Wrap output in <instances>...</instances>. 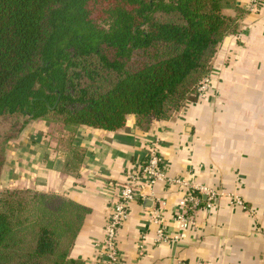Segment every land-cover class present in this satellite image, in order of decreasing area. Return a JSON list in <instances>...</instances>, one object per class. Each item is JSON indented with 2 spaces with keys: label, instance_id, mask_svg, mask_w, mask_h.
<instances>
[{
  "label": "trees",
  "instance_id": "trees-1",
  "mask_svg": "<svg viewBox=\"0 0 264 264\" xmlns=\"http://www.w3.org/2000/svg\"><path fill=\"white\" fill-rule=\"evenodd\" d=\"M244 16L237 0H0V118L57 124L60 169L77 176L82 126L117 131L133 115L148 131L196 102ZM88 213L59 193L0 189V264H86L72 250Z\"/></svg>",
  "mask_w": 264,
  "mask_h": 264
},
{
  "label": "crops",
  "instance_id": "crops-1",
  "mask_svg": "<svg viewBox=\"0 0 264 264\" xmlns=\"http://www.w3.org/2000/svg\"><path fill=\"white\" fill-rule=\"evenodd\" d=\"M237 1L245 16L239 33L225 38L212 60L208 91L170 119L155 121L148 131L133 115L117 131L82 126L75 143L87 154L77 176L60 169L64 155L51 135L54 124L31 123L26 139L9 142L3 178L14 187L7 188L59 193L90 209L73 257L104 264L120 188L140 173L159 141L169 177L210 187L218 197L212 209L202 197L194 226L183 231L173 215L184 188L165 182L145 188L159 202L138 198L130 204L117 233L121 264H264V4L250 11L246 0ZM235 196L244 207L233 204ZM147 199L153 200L150 208ZM157 207L166 232L179 234L177 242H157L158 227L148 219Z\"/></svg>",
  "mask_w": 264,
  "mask_h": 264
},
{
  "label": "built area",
  "instance_id": "built-area-1",
  "mask_svg": "<svg viewBox=\"0 0 264 264\" xmlns=\"http://www.w3.org/2000/svg\"><path fill=\"white\" fill-rule=\"evenodd\" d=\"M250 11H255L264 4V0H246ZM210 79L205 77L198 88L199 95L208 91ZM159 141H155L149 149V154L143 162L139 174H133L130 180L125 183L119 191L118 201L109 216V223L106 234V254L104 264H121V254L118 250L117 233L118 230L128 220L130 213V204L138 198H152L158 200L151 195L147 196L143 192L147 187H154L159 182H165L169 185H181L184 188V197L177 204V210L173 215V220L178 224L180 230L190 229L195 224V216L198 213L203 199L206 197L207 208H213L218 194L214 189L207 186H195L187 183L184 180L169 177L164 170L163 158L159 152ZM159 202V200H158ZM233 204L244 207V202L237 196L233 198ZM151 224L156 225V240L157 242H177L178 235L167 233L163 226L162 210L154 208L149 216ZM185 264V263H182Z\"/></svg>",
  "mask_w": 264,
  "mask_h": 264
},
{
  "label": "rangeland",
  "instance_id": "rangeland-1",
  "mask_svg": "<svg viewBox=\"0 0 264 264\" xmlns=\"http://www.w3.org/2000/svg\"><path fill=\"white\" fill-rule=\"evenodd\" d=\"M24 123V119H15V118H0V161L2 159H5V163L2 166V169L0 170V189H8L7 187H14V182L13 181H8L5 179L4 176V171H6V160H7V152L6 148L9 144V142L16 141V140H23L26 139L27 137L26 132L24 133L23 131L25 129L20 130L22 125ZM53 124V123H52ZM59 126L57 124H54V129L52 130V136L55 138L57 141V132ZM24 133V135H23ZM15 134H18V137L16 139H11L9 142H7L9 135L14 136ZM29 135V134H28ZM30 137V136H28ZM40 138V137H39ZM14 141V142H15ZM13 155V154H12ZM14 189V188H12Z\"/></svg>",
  "mask_w": 264,
  "mask_h": 264
},
{
  "label": "water",
  "instance_id": "water-1",
  "mask_svg": "<svg viewBox=\"0 0 264 264\" xmlns=\"http://www.w3.org/2000/svg\"><path fill=\"white\" fill-rule=\"evenodd\" d=\"M145 202L147 204V208H150L153 204V200H151V199H147Z\"/></svg>",
  "mask_w": 264,
  "mask_h": 264
}]
</instances>
